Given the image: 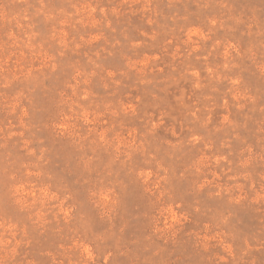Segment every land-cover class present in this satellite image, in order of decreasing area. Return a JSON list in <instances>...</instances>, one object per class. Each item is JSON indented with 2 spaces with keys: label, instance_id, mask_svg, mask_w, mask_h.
<instances>
[{
  "label": "rangeland",
  "instance_id": "1",
  "mask_svg": "<svg viewBox=\"0 0 264 264\" xmlns=\"http://www.w3.org/2000/svg\"><path fill=\"white\" fill-rule=\"evenodd\" d=\"M0 264H264V0H0Z\"/></svg>",
  "mask_w": 264,
  "mask_h": 264
}]
</instances>
